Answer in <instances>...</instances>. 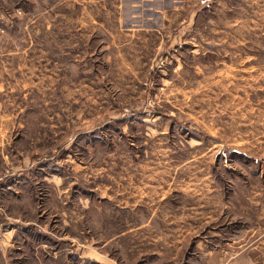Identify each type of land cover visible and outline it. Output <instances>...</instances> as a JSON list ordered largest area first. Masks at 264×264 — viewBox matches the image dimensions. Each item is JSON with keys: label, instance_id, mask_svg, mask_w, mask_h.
<instances>
[{"label": "rangeland", "instance_id": "obj_1", "mask_svg": "<svg viewBox=\"0 0 264 264\" xmlns=\"http://www.w3.org/2000/svg\"><path fill=\"white\" fill-rule=\"evenodd\" d=\"M0 182L2 264H205L264 192V0H0Z\"/></svg>", "mask_w": 264, "mask_h": 264}, {"label": "crops", "instance_id": "obj_2", "mask_svg": "<svg viewBox=\"0 0 264 264\" xmlns=\"http://www.w3.org/2000/svg\"><path fill=\"white\" fill-rule=\"evenodd\" d=\"M4 184H6V182H0V188ZM247 200H250V198L247 197ZM214 204V206L218 205L224 209L233 210L232 212L236 214V219L233 217V219L231 218L227 222L220 219L221 214L215 215L214 219H210L211 215L206 212H202V214L199 215V218H203L206 226L208 222L209 225L213 224L212 222H214V224L216 223L212 230H210L213 242L207 239L205 240L207 245L204 251L202 247H200L199 257L205 258V264H264V192H262V196L256 201L251 199L246 202H214ZM245 208L248 210L244 214V211L241 210ZM256 208L259 212H254ZM249 209H252V213L249 212ZM240 214L243 216L241 217L242 221H240V218L237 219ZM183 216L185 219V215ZM150 221L151 225L156 224L159 229L160 221L158 216L155 218V215L152 214ZM141 226H143V224ZM35 227V224L29 221L16 218L11 219V217L7 216L4 217L0 212V264L3 263L2 260H6L9 257L10 251L14 250L15 244H17L18 241L25 242L32 234H36L32 233ZM240 227L242 228L241 230ZM171 230L172 234H174L175 228L170 227V230L168 229V237L171 234ZM38 232L40 233L41 230ZM38 235L40 234H36V237H38ZM157 241L158 239H156V243ZM208 244H213V246L207 247ZM21 251L25 252L26 250L23 248ZM191 254L190 251L187 255ZM103 257L104 254H102L101 251L93 253V258H95L94 260L97 262H105ZM184 264H189V261L186 260Z\"/></svg>", "mask_w": 264, "mask_h": 264}]
</instances>
